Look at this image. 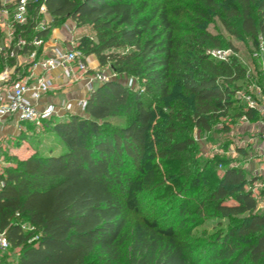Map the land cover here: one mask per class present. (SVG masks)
Masks as SVG:
<instances>
[{
  "label": "trees",
  "instance_id": "1",
  "mask_svg": "<svg viewBox=\"0 0 264 264\" xmlns=\"http://www.w3.org/2000/svg\"><path fill=\"white\" fill-rule=\"evenodd\" d=\"M201 4L229 34L237 36L238 28L257 50L261 44L264 49V0ZM45 5L47 27L38 28L43 16L30 3L17 36L47 42L67 21L89 26L94 39L81 37L74 48L94 56L100 67L108 65L116 78L97 84L81 113L39 124L56 120L51 131L64 152L13 159L14 167L0 173V235L8 249L18 251L0 264H264V213L246 189L256 179L228 165L206 189L200 164L192 159L193 129L210 135L223 121L221 132L228 135L243 115L250 122L259 118L236 98L239 84L248 82L245 69L236 59L218 61L207 54L224 41L200 29L191 44L182 42L173 21L177 13L158 0H45ZM0 46V72L14 69L25 77L44 57L42 46L26 45L19 56L35 51V60L15 67L12 45L1 32ZM261 60L264 79V54ZM124 78L138 80L141 89L132 90L120 82ZM114 118L124 123L113 126ZM153 151L160 161L149 165ZM168 158L181 165L190 161L181 169L194 195H187L178 174L161 171ZM217 158L208 159V169ZM155 189L158 200L173 204L164 217L134 222L125 237L128 215L140 214V197ZM205 221L211 223L209 234Z\"/></svg>",
  "mask_w": 264,
  "mask_h": 264
},
{
  "label": "rangeland",
  "instance_id": "2",
  "mask_svg": "<svg viewBox=\"0 0 264 264\" xmlns=\"http://www.w3.org/2000/svg\"><path fill=\"white\" fill-rule=\"evenodd\" d=\"M161 4L166 5L168 9L172 12L177 13L173 16V21L175 27L177 28L178 37L182 39V42L186 44H191V37L194 32H199L203 29L205 32L211 34L212 36L218 37L224 41L222 48L223 50H231V59H236L238 63L246 71L247 83H241L239 86L241 90L248 91V88L252 85L263 86V68L262 60L260 56H256L257 47L254 46L250 38L236 29L238 33L237 36H232L224 28L219 17L209 13L203 9L201 0H158ZM220 6L231 4V0H217ZM231 7H235V4ZM237 8V6H236ZM229 9V8H228ZM207 20V21H206ZM230 22L235 26L237 25V20H230ZM72 24L68 21L66 25ZM64 26V25H63ZM62 26V27H63ZM75 44L78 43L81 37H89L94 39V32L89 26L73 27L71 31ZM230 43L235 49L229 47L227 44ZM75 47V46H74ZM183 50H187L183 48ZM116 52L124 53L127 52L125 49H118ZM23 65V62H21ZM18 67V66H17ZM95 71L104 74H109L111 71L109 66L98 67ZM128 80H132L131 88L132 90L138 91L141 89V84L135 79H121L120 82L127 84ZM253 96V94H251ZM243 104V102H241ZM155 109V105H153ZM165 111V110H164ZM157 113V111H156ZM156 119H158V114H156ZM66 117V116H65ZM259 119V118H258ZM257 119V120H258ZM56 120H51L45 122L43 125L31 126L23 124H13L5 123L0 126V173H2L6 168L14 167L12 162L13 159L23 160L24 158L33 154H43L49 155L50 152L53 156H58L65 151L64 146L56 138V136L51 131V124ZM113 126H120L124 123V118H114L109 120ZM223 121L214 127L213 133L208 135V133L201 132L197 129H193L191 132V137L193 138L196 149L192 154V159L200 164L198 171L201 175L203 185L206 189L212 188L216 185L217 180L221 177L224 168L228 165H235L239 168L244 169L245 159L239 160L236 156H232L228 153L231 152L235 147H243L242 151L245 157H249L250 153L253 154V149L256 144L262 145L264 147V140L259 136L255 137V133L250 131V133L245 134H233V137L226 135V133L221 132ZM237 123V122H236ZM252 132V133H251ZM247 138L257 139L255 144L253 142L246 141ZM154 149V147H153ZM155 152L150 153L149 158H147V163L150 165L152 163H159V158L155 156ZM212 157H218L214 164L208 169V159ZM182 165H191L189 160L182 162ZM182 165L179 162H173L171 159H166L162 162L160 167L161 171H169L173 175H179L182 182L185 184V189L187 195H194L196 190L190 188L189 175L186 171L182 170ZM264 168V167H263ZM248 178L256 179V181L246 189H250L257 199L259 213H264V178L259 176H253V174H247ZM157 189L148 191L140 197V214H129L128 222L129 226L125 237H129L131 233V226L134 222L141 220L142 218L155 219L156 217H164V213L171 207L170 201H160L156 198ZM173 204V203H172ZM159 217V218H160ZM26 229L29 227L26 224ZM203 229L207 234L211 233V223H203ZM17 250L11 251L6 249L0 251V260L7 257L9 260L15 258Z\"/></svg>",
  "mask_w": 264,
  "mask_h": 264
},
{
  "label": "built area",
  "instance_id": "3",
  "mask_svg": "<svg viewBox=\"0 0 264 264\" xmlns=\"http://www.w3.org/2000/svg\"><path fill=\"white\" fill-rule=\"evenodd\" d=\"M38 4V12L43 16L38 28L44 30L50 21L45 19L49 16L47 13L45 0H4L0 9V32L4 39L11 46L9 57L16 59L26 45L32 47H43L46 56L36 61L31 67L39 68L42 76L32 80L31 76L26 78H15L10 76L9 69L0 72V122L6 119H14L17 124H36L39 125L43 121L57 117L58 107L52 104L41 106L40 101L44 95L53 89L52 80L46 76L53 70H61L67 82H76L84 77L86 92H91L97 84L107 82L116 78V74L110 69L109 74L94 71L90 68L89 56H84L75 48L64 50L56 45L46 47V42H42L37 38H33L30 42L17 36V27L27 22L28 4ZM66 25L64 28L67 32H71L75 24ZM4 49L0 46V52ZM207 54L212 59L218 61H228L231 56V50L212 49ZM264 49L262 44L257 50L256 56L262 57ZM30 61H34L36 52L33 51L26 56ZM132 80H128L127 86L131 87ZM253 94V96L251 95ZM236 98L243 102L249 108L257 111L260 118L255 123V129L259 136L264 140V85H252L248 91L238 89ZM85 107V99L79 101L76 109L71 104L64 105L61 109L68 114L81 113ZM241 121L249 124L248 118L243 115ZM8 249V242L3 234L0 235V251Z\"/></svg>",
  "mask_w": 264,
  "mask_h": 264
},
{
  "label": "crops",
  "instance_id": "4",
  "mask_svg": "<svg viewBox=\"0 0 264 264\" xmlns=\"http://www.w3.org/2000/svg\"><path fill=\"white\" fill-rule=\"evenodd\" d=\"M45 19L47 21H50V17L46 16ZM68 22V21H67ZM71 22V21H69ZM5 43L8 44L5 40ZM53 45H56L57 47L64 49V50H69L74 48L75 42L73 39V35H71V32H67L64 28L60 27L55 29L49 40L46 42V47H52ZM47 52V50H46ZM46 52H44V56H46ZM90 60V68L92 70H96L99 67V63L96 60L94 56H89ZM16 66L23 67L30 63V60L26 56H18L16 59ZM21 62H23V65H21ZM10 76L15 78H26L28 76L32 77V80L36 79L37 77L42 76V72L39 68L33 69L32 67H28V73L26 76L21 77V73L18 74L16 70L14 69H9ZM47 77H49L52 82H53V89L48 92L46 95H44L40 101L41 106H46L48 104H52L58 107V112H57V117L56 119L62 120L65 118L66 114L61 109L64 105L66 104H71L74 109H76V105L79 101L86 99L87 97V92L85 88V78L81 77V79L77 80L76 82H67L61 72V70H53L46 74ZM260 118V116H259ZM259 120V119H258ZM257 121V120H256ZM254 122H249V124H246L245 122L241 121V119L238 120L236 124L231 126V130L228 133L231 137H233V134H242L246 138L245 134L250 133V131H253L255 133V137H259V134L256 131L255 123ZM5 123H13L18 125L14 119H6L3 122H0V126L4 125ZM252 133V132H251ZM246 141L255 142L257 139L253 138H247ZM243 147H235L233 150H231L230 155L236 156L237 159L243 160L245 159L244 162V170L248 174H253V176H261L264 178V147L262 145H257L255 147H251L253 149V154L250 153V156L247 158L245 157L243 151ZM230 166H235V165H230ZM237 167V166H235Z\"/></svg>",
  "mask_w": 264,
  "mask_h": 264
}]
</instances>
